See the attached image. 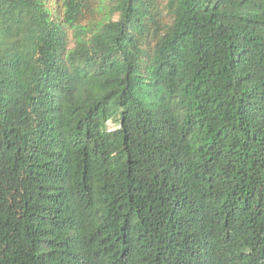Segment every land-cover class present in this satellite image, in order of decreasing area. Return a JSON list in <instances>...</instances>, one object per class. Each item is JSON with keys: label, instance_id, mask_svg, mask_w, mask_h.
Segmentation results:
<instances>
[{"label": "trees", "instance_id": "1", "mask_svg": "<svg viewBox=\"0 0 264 264\" xmlns=\"http://www.w3.org/2000/svg\"><path fill=\"white\" fill-rule=\"evenodd\" d=\"M0 264H264V0H0Z\"/></svg>", "mask_w": 264, "mask_h": 264}]
</instances>
